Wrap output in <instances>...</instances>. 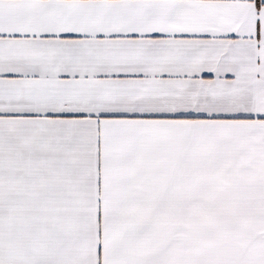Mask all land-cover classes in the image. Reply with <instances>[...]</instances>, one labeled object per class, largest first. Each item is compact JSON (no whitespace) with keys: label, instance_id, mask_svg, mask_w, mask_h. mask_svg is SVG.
Here are the masks:
<instances>
[{"label":"snow or ice","instance_id":"snow-or-ice-1","mask_svg":"<svg viewBox=\"0 0 264 264\" xmlns=\"http://www.w3.org/2000/svg\"><path fill=\"white\" fill-rule=\"evenodd\" d=\"M0 264H264V0H0Z\"/></svg>","mask_w":264,"mask_h":264}]
</instances>
